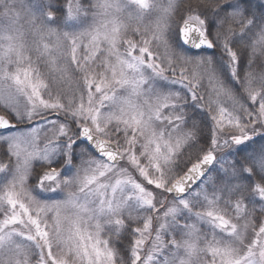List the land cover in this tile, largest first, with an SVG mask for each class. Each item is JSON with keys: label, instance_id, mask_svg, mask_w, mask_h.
<instances>
[{"label": "snow or ice", "instance_id": "6c2138e0", "mask_svg": "<svg viewBox=\"0 0 264 264\" xmlns=\"http://www.w3.org/2000/svg\"><path fill=\"white\" fill-rule=\"evenodd\" d=\"M201 6L189 73L176 0H0V264H264V3Z\"/></svg>", "mask_w": 264, "mask_h": 264}, {"label": "rangeland", "instance_id": "374dc122", "mask_svg": "<svg viewBox=\"0 0 264 264\" xmlns=\"http://www.w3.org/2000/svg\"><path fill=\"white\" fill-rule=\"evenodd\" d=\"M82 2H84V0H82ZM176 3H177V6L179 8V11L173 17V23H172V38H171V43H172V45L174 47H177V45H176V42L177 41L175 39H178V41H179V38H178V30H179L180 26L182 25L181 15H186L187 8L189 6H191L192 8H195L198 11H203V7L201 6V0H176ZM64 7H66V2H65V6ZM131 23L134 25L135 22L133 21ZM209 30H210V32H214L215 31V28L212 27V26H210V29ZM178 44H179L178 45L179 46L178 49L185 50L182 47L180 41H179ZM154 51H159L162 54L163 53V48L154 49ZM185 51H186V54L193 59V64H190V65L187 66L189 73H191L194 70L199 71L198 69H196V66H195V60L196 59H199V58H202V57L203 58H206V57L211 56L213 58L214 62H215L221 56V50L219 48L214 49L211 53L210 52L209 53H207V52L191 53L188 50H185ZM246 58L247 57H246V54H245V61H244L245 63H246ZM259 63H260V61H257L256 62V67L258 69V72L260 71V69L258 67V64ZM206 88H207V80L205 79L203 81V83H202V89L201 90L206 89ZM1 111H2V109H0V113L3 114V111L2 112ZM0 131H3V130H0ZM205 132L207 133V129H205ZM48 135H51V133L49 132ZM43 142H44V133L42 132L41 133V144H40L41 147H43ZM77 152H78V149H77ZM76 163L78 164L79 163V160H77ZM54 166L59 167V165H54ZM35 167H36V171H40V168H39L38 164L35 165ZM34 179H35V177L33 175L30 178V186H31L32 183H34ZM169 199H170V197H169ZM181 223H183V221H181ZM154 227H155V222H154ZM202 230L207 231V226H203ZM250 238H251V233H249V239ZM127 244H128V239L125 238L124 246L127 247ZM149 247H150V245H148V244L145 245V248H144V253L145 254L149 250Z\"/></svg>", "mask_w": 264, "mask_h": 264}, {"label": "trees", "instance_id": "16d2710c", "mask_svg": "<svg viewBox=\"0 0 264 264\" xmlns=\"http://www.w3.org/2000/svg\"><path fill=\"white\" fill-rule=\"evenodd\" d=\"M52 3H54L57 7H64L65 6V2H66V0H52L51 1ZM260 3H264V0H253V4H254V6L256 5V4H260ZM215 32V31H214ZM214 32H212L213 33V35H214ZM213 35H211L209 38L211 39V38H213L212 36ZM177 42H176V45H177V47L179 48V41H178V39H175ZM181 47V46H180ZM216 51V50H215ZM257 69V67H256V63H254V65H253V70L254 71H256V72H258V69ZM2 112V111H1ZM1 114V113H0ZM78 152H79V149H78ZM125 238H127V234H124V239L121 241V243L124 245V243H125ZM128 239V238H127Z\"/></svg>", "mask_w": 264, "mask_h": 264}, {"label": "water", "instance_id": "95a60500", "mask_svg": "<svg viewBox=\"0 0 264 264\" xmlns=\"http://www.w3.org/2000/svg\"><path fill=\"white\" fill-rule=\"evenodd\" d=\"M178 35H179V41L180 43L185 47L187 48L188 50H190L191 52H194V53H197V52H211L213 49H207V48H201V49H195V48H191L190 45H184L183 44V39H182V36L179 34V31H178Z\"/></svg>", "mask_w": 264, "mask_h": 264}]
</instances>
